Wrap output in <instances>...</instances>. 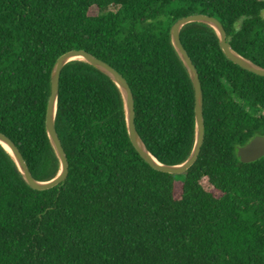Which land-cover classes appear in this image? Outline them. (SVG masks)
<instances>
[{
    "label": "trees",
    "instance_id": "trees-1",
    "mask_svg": "<svg viewBox=\"0 0 264 264\" xmlns=\"http://www.w3.org/2000/svg\"><path fill=\"white\" fill-rule=\"evenodd\" d=\"M196 13L216 18L230 48L264 69V0H0V133L33 179L58 170L44 128L49 73L73 49L124 78L136 132L158 162L187 158L193 90L169 29ZM179 40L202 93L195 162L177 175L150 168L128 139L115 84L67 63L54 118L65 180L29 188L0 145V264H264V156L236 155L264 137V78L228 61L207 25H184Z\"/></svg>",
    "mask_w": 264,
    "mask_h": 264
},
{
    "label": "water",
    "instance_id": "water-1",
    "mask_svg": "<svg viewBox=\"0 0 264 264\" xmlns=\"http://www.w3.org/2000/svg\"><path fill=\"white\" fill-rule=\"evenodd\" d=\"M188 23H201L210 27L218 38V46L224 57L241 69L264 78V69L235 53L226 41L225 31L220 22L206 14H190L177 19L169 29L170 44L184 66L193 90L194 140L187 158L180 164L166 165L158 162L146 149L134 126L133 100L130 89L124 78L110 65L81 50L73 49L64 52L54 61L49 73V94L46 101L44 128L58 161L56 174L47 181H36L18 152L15 145L0 133V145L14 161L23 181L33 190H47L61 184L67 175V160L54 126L58 95V80L61 69L71 61H82L106 75L117 87L123 104L125 126L128 139L138 156L153 170L177 175L183 174L195 162L203 142L204 126L202 116V93L197 72L179 40L180 29ZM74 58H81L75 60ZM241 163L253 162L264 156V137L255 136L236 152Z\"/></svg>",
    "mask_w": 264,
    "mask_h": 264
},
{
    "label": "rangeland",
    "instance_id": "rangeland-1",
    "mask_svg": "<svg viewBox=\"0 0 264 264\" xmlns=\"http://www.w3.org/2000/svg\"><path fill=\"white\" fill-rule=\"evenodd\" d=\"M95 13H96V10L95 9H93V8L90 9V11H89V14L90 15H94ZM261 17L264 19V14L263 13L261 14Z\"/></svg>",
    "mask_w": 264,
    "mask_h": 264
},
{
    "label": "bare ground",
    "instance_id": "bare-ground-1",
    "mask_svg": "<svg viewBox=\"0 0 264 264\" xmlns=\"http://www.w3.org/2000/svg\"><path fill=\"white\" fill-rule=\"evenodd\" d=\"M75 60H81V58H74Z\"/></svg>",
    "mask_w": 264,
    "mask_h": 264
}]
</instances>
